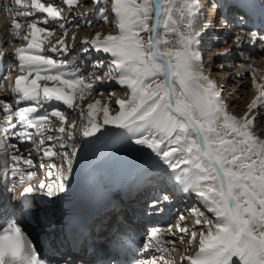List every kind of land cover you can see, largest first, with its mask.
I'll use <instances>...</instances> for the list:
<instances>
[{
    "label": "snow or ice",
    "instance_id": "snow-or-ice-1",
    "mask_svg": "<svg viewBox=\"0 0 264 264\" xmlns=\"http://www.w3.org/2000/svg\"><path fill=\"white\" fill-rule=\"evenodd\" d=\"M63 2L70 10L78 4V0ZM93 2L99 5L102 0ZM13 3L18 10L11 20V33L26 43L14 53L19 71L24 74L16 77L11 91L16 94L17 105L28 104L17 109L16 123H11L13 105L0 99V106L10 128L21 126V131L14 133L17 140L30 142L38 154L42 153V160L61 159L59 165L40 163L48 177L53 176L55 169L59 180H41L39 189L48 197L63 193L73 170L78 146L70 141L75 138L76 121L67 124L68 114L57 106L63 104L79 112L85 121L82 137H93L109 124L137 136L135 144L149 149L172 170L171 178L178 182L180 190L194 193L212 214L209 218L198 207L190 209L195 219L188 245L197 247L199 237L198 247L194 254L185 255L182 260L188 264H264V139L252 131L258 115V112L253 115V111L264 109V84L257 83L253 72L252 84L258 95L243 116L228 112L221 90L203 66L200 51L203 30L195 26L200 0H111L117 33L96 32L93 38L83 41V52L91 47L111 53L112 57L108 71L91 78L80 74L78 67L70 66L67 59L52 55L69 51L64 23L59 25L63 30L61 38L47 51L43 47L54 34L55 22L69 21L56 0H13ZM96 13L108 21L106 7H97ZM86 15L82 14L81 19ZM20 17H31L28 31L23 35ZM221 22L226 23L223 17ZM170 35L176 39H169ZM248 38L252 43L264 41V36L256 32L249 33ZM242 39L236 37L237 47ZM229 51L217 55H227ZM98 66L103 67L104 61H99ZM104 76L126 86L127 98L116 99L119 110L114 114L110 103L99 99L89 103L85 112L75 102L90 94L93 83ZM40 81H50L52 86ZM45 104L50 110L41 114ZM52 118L59 122L54 130L59 133L56 137L48 134L53 131L49 127ZM28 129H35V134ZM7 139L5 135L0 140V172L26 183L36 175L31 152L24 155L16 144L7 143ZM32 191L33 186L28 183L21 197ZM160 199L169 197L161 195ZM27 204L24 199L23 205ZM157 205L158 200H153L149 206ZM179 220L184 221L185 217L181 215ZM195 226H199V231ZM176 228L181 234L189 232L180 223ZM180 239L183 241L184 236ZM143 248L167 251L158 229L150 230ZM0 264L52 262L42 258L22 225L9 220L6 226H0ZM57 264H75V261L66 256ZM141 264H167V261L161 256L159 260L153 257Z\"/></svg>",
    "mask_w": 264,
    "mask_h": 264
},
{
    "label": "rangeland",
    "instance_id": "rangeland-1",
    "mask_svg": "<svg viewBox=\"0 0 264 264\" xmlns=\"http://www.w3.org/2000/svg\"><path fill=\"white\" fill-rule=\"evenodd\" d=\"M216 1L217 3H220V0L219 1L216 0ZM11 2L12 3H11V8H10V14H11L10 22L12 18L15 16L16 11L18 10L17 6L13 3V0H11ZM202 2L203 0H200V3ZM255 2H261L264 4V0H255ZM56 3L58 7L63 9V15L68 17L69 21L67 22L65 20L57 21L56 27H54V34H53V37L55 38L54 42H50L49 40H46L43 47H46L49 49L52 47L53 44L56 43L57 40L61 38V36L63 35V30H61L60 27L57 25L64 23L67 29V33H68L67 37H65V41L69 48L68 53H66V59L69 61V63L74 62L76 60L77 61L80 60L82 65L73 66V63H70V66L78 67L80 74H82L86 78H88V76L90 75L94 76L93 74H90L91 72H85L83 70L88 68L89 64H90L89 65L90 67L96 66L99 62L98 60L102 59L103 56L102 57L93 56V58L94 57L95 58L91 61L90 59H88V57L84 58V56L83 57L80 56L81 52L78 53L77 48H79L80 45L81 47H83V41L85 40V38H88V39L93 38L96 32H100L104 35H107L109 33H112V34L117 33L118 29L114 23L115 17H114V14L111 12V0H102V2L99 5L95 4L93 0H78V4L72 7L71 10L66 4H64L63 0H58L56 1ZM224 3H225V0H222L221 7L224 5ZM201 5L202 4H200V6ZM97 7H106L107 12H108L107 22L99 18V15L96 13ZM221 9L222 10L218 13V16H217L218 18H216L217 20H215V25L214 24L210 25L211 28L210 30H208V33L202 34L200 51L203 56V66H204L205 72L211 76V78L216 82L217 88L221 90L222 98L224 102L227 104L228 112L239 117V116H243L244 113L248 111L247 106L258 95L257 88L254 87L252 84L253 72H255L257 83L264 84V41L257 40L255 43L250 42L248 38V34L253 31L246 30L243 27L237 26L236 23H235L236 26L233 30L231 27H234L233 26L234 23L231 24L230 21L228 22L226 27L224 26L223 28H221L222 25H224V23L221 22V17H223V19L226 20L225 16L227 15L224 12V9L223 8ZM208 10H210V8ZM230 10L232 11L233 8H230ZM236 12H234L236 16L238 17L240 15L241 16L240 19H242L243 15H241L240 13H236ZM82 14H87L86 16H84L83 20L81 19ZM206 14H209V11L200 9L196 22H195L196 28H197L196 24H198V20L204 19V15ZM233 17L235 18V16H231L229 17V19L232 20ZM43 18L44 16H40V19H43ZM19 20L22 24V27L25 24H26V27H28V23L30 22L31 17H27V18L20 17ZM85 20H90L91 23H85L84 22ZM25 28H21L22 35L27 32L26 30H24ZM213 30H216V32H214ZM159 31H160V34L163 36L164 29L161 27ZM5 32H7V28L5 30L1 29L0 37L4 36V39L7 40ZM229 33L231 35H229ZM256 33L259 36H264V31L256 32ZM10 35H11V39H10L11 41L8 40L6 43V47L8 49L16 50L17 48L21 47L24 43H26V41L12 38L11 26H10ZM241 35H245L247 38L246 40L242 39V41L240 42V46L237 47L236 37L241 36ZM73 36H74V39H73ZM145 38H147L146 34H145ZM168 38L173 41L176 39V37L171 36V35ZM74 48L75 50L72 51ZM229 49L230 51L228 52L227 55H217V53H224L226 50H229ZM105 54L106 55L104 56L106 58L102 59V61L105 62L107 59L109 60L112 59L111 53H105ZM57 55H60V54H57ZM53 57L59 59L57 56L53 55ZM109 62L110 61H106L107 65ZM13 67L18 68V62L13 61ZM104 70L106 73L108 71V67L106 66ZM13 73L15 74L14 75L15 78L19 75L24 74L19 71V68L15 69ZM98 75L103 76L104 74L102 73ZM110 81L111 80H109L106 76H104L102 80H96L93 83V88L95 87L98 88L99 83L106 85V86L105 87L103 86L97 93L91 92L90 94H86L85 98L82 101L77 100L75 103L80 108L84 109V111L86 112L87 105L99 99L102 101V103H110L111 113L114 114L116 111L119 110L118 106L116 105V99H126L129 94V90L127 89L126 86H121L120 84H118L116 80L113 81L114 83H117L115 88L113 89L109 88L107 85L110 83ZM40 83L41 84L42 83L52 84V82L50 81H40ZM58 107H60L61 110H64L68 114L69 119L67 121V124H71L73 120L76 121L74 132H77L78 134L74 136L75 137L74 140L70 141V143L76 144L78 146L77 150L79 149L80 151H83L82 148L85 149V147H82V146H84V144H87L88 142H89L88 146L90 147V144L93 143L94 140H91L90 139L91 137H82L81 129L85 121L81 120L79 116V112H73L72 110H70L71 111L70 112L67 108H65L66 106L65 107L58 106ZM257 112H258V115L255 121V126L253 127L252 131L254 132L255 135L259 136L261 139H264V109L254 110L253 115H255ZM105 126L108 127L109 125L108 126L105 125ZM51 127L53 129H57L59 127V122L56 121L54 118H53V123L51 124ZM110 129H112L111 131L112 137H111V134H106V136L109 138L111 137V139H113V141H111L112 146L110 147V150H108L107 148L100 149L101 150L100 154H103L105 151H109L108 155L106 156L107 158H105L103 161L110 162V161L117 160L118 157L133 156L136 151H139L142 148V146L135 144V139L137 138V136L132 135V134H130L132 136L130 135L128 136L129 134L128 131H127L128 133L126 131L125 133L124 132L119 133L118 131L120 128L117 129V127H113ZM117 132L118 134L115 135ZM49 135L56 137L59 135V133L51 132ZM119 136H122V137L126 136V138H123L124 139L123 140V139H120ZM117 138H119L120 141L116 140ZM55 142L59 143L58 141H55ZM109 143H110V140H109ZM145 149L146 148L144 147V151ZM64 150L71 151L70 148H66ZM117 155H120V156H117ZM152 157L155 158L153 162H156L157 165H160L162 163V161H160L155 156H152ZM85 159L86 158H83L82 160H85ZM51 163L57 164L58 161L55 160V161H52ZM163 178H164V174L161 176L160 180H162ZM159 192H160L159 189H156L155 199L163 202V200L160 199L161 194ZM180 198H183V196H180ZM185 199L187 200V198ZM193 199L198 200V198H196V195L194 196ZM183 203L189 204L188 201L183 202ZM137 205L142 206L140 205V203H137L136 206ZM166 207H168L167 210H169L170 207L169 206H166ZM148 210H149V207H148ZM170 210L176 213V220H172L173 222H171L174 225L173 226L174 228L164 231V234L165 233L167 234L164 238H160V241L164 243L165 248L169 252L168 254L170 255L169 260L170 261L172 260L173 263L177 264L179 263L178 258L183 249L186 252H190L191 254L195 253L198 247L199 237H197V247H189L188 239L190 237V231L194 227V219H195L194 217H192L193 214L192 216L190 214L192 212H190V210L185 209L184 213H182L183 212V209H182V211L181 210L179 211L181 212V214H179V212H177L175 208L173 210L171 207ZM181 215L185 217L184 221L179 220V216ZM207 216L209 218H212V214L207 215ZM178 223H180L181 226L187 227L189 229V232L181 234L176 228V225ZM195 227H196V230L199 231L197 226ZM144 233L142 234V237ZM181 235L184 236L183 241H181L180 239ZM172 241H174L175 243L174 244L171 243Z\"/></svg>",
    "mask_w": 264,
    "mask_h": 264
},
{
    "label": "bare ground",
    "instance_id": "bare-ground-1",
    "mask_svg": "<svg viewBox=\"0 0 264 264\" xmlns=\"http://www.w3.org/2000/svg\"><path fill=\"white\" fill-rule=\"evenodd\" d=\"M56 1H58V0H56ZM219 1V0H218ZM236 2H237V4L242 8H244V9H246V11L247 10H249V11H251L252 10V8H254L255 10H256V13H258L259 15H260V17L264 20V13H263V11L261 10V9H259V8H257V6L255 5V4H253V1H251V0H236ZM214 3V4H213ZM233 2H231V0H225V3H224V5L221 7V8H223L224 9V12L227 14L225 17H226V23H224V25H222V27L221 28H223L224 26L226 27L227 26V23L230 21L231 22V24H233V26L234 27H231L233 30H234V28H235V23L237 24V26H239L240 25V27H243L244 29H246V30H252L253 32L254 31H256V30H264V26H256V27H253V26H251V27H245L244 25H243V23H241L242 21H245V18H247L246 16H245V14L242 12V10L239 8V7H237V6H235L234 4H232ZM200 4H202L201 6H200V9L202 10V9H204V10H206V11H209V14H206V15H204V19H202V20H198V24H196L197 25V29H202L203 30V33H208V30H210V28H211V26L210 25H212V24H214L215 25V20H217L216 18H218L217 16H218V13L222 10L221 8L220 9H218V7L216 6V4L218 5V3H217V1L216 0H206V1H204L203 0V2L202 3H200ZM211 6V7H210ZM217 7V9L215 10V8ZM260 8H262V9H264V5H261V6H259ZM210 8V10H208ZM230 8H233V10L231 11L230 10ZM237 11V12H236ZM234 12H236V13H240L241 15H243L242 16V19H240L241 18V16L239 15L238 17L236 16V14L233 13ZM7 13V12H6ZM220 15V14H219ZM231 16H235V18L233 17V19L231 20V19H229V17H231ZM22 18V17H21ZM2 19H5V13H3V15H2ZM214 19V20H213ZM234 20V21H233ZM236 20V21H235ZM24 21V20H23ZM238 21V22H237ZM1 26H2V28H5L6 27V23L5 24H2L1 23V20H0V29H2L1 28ZM8 26V25H7ZM58 26V25H57ZM217 26H218V24H217ZM230 26V25H229ZM26 27V24L22 27V28H25ZM54 27H56V22H55V25H54ZM5 30V29H4ZM24 30H26V31H28V27H26ZM231 30V29H230ZM214 32H216V30H213ZM232 31V30H231ZM257 32V31H256ZM6 33V32H5ZM12 34V33H11ZM9 35H10V32H9ZM229 35H231L230 33H229ZM11 36V35H10ZM240 37H242L244 40H246V36L245 35H241ZM12 38H14V39H19V38H15V37H13L12 36ZM54 37H53V35L52 36H50L47 40H49L50 42H54ZM20 40V39H19ZM8 41V40H7ZM11 41V40H10ZM7 43V42H6ZM54 45V44H53ZM81 46V45H80ZM84 46V45H83ZM44 49L47 51L48 50V48H46V47H44ZM95 49V48H94ZM75 50V48L72 50V51H74ZM71 52V51H70ZM96 52V53H95ZM95 52H90V51H87V52H82L81 51V53H80V56H84V58L85 57H88V59H90L91 61L95 58H93V56H103L102 57V59H105L106 57L104 56V54L103 53H101V52H103L102 50H96L95 49ZM13 53H15V51H13ZM82 53H84L85 55H83ZM52 55H54V56H57L59 59H66V54H64V55H57L56 53H53ZM75 59V58H74ZM77 59V58H76ZM102 59H99L98 61H101ZM16 60V59H15ZM106 61H110L109 59H107ZM106 61L104 62V66L103 67H99L98 66V64L96 65V66H94V67H90L89 65H88V68H86L85 70H83V71H85V72H91L90 74H93L94 76H96V75H98V74H104L105 73V67L107 66V63H106ZM16 62H18L17 60H16ZM70 63H73V66H75V65H82V63L80 62V60L79 61H74V62H70ZM69 63V64H70ZM18 69V68H17ZM93 69V70H92ZM15 71V69H13L12 71H10V73L8 74V77H6L4 80H3V84L4 83H6V82H12V80L13 79H16L15 77H14V72ZM80 73V72H79ZM259 73V72H258ZM92 76L90 75V76H88V78H91ZM113 81H115V80H111L110 81V83L107 85L109 88H115V86H116V84L117 83H114ZM113 83V84H112ZM49 86H52V84H48ZM105 87L106 85H103V84H101V83H99V87L98 88H93V90H92V92H98L102 87ZM7 91H5L4 89H3V87H2V90H0V97H1V99H5V100H9L10 101V99H9V96L11 95L9 92L10 91H8V89H6ZM16 95V94H15ZM11 96H13V95H11ZM12 100V99H11ZM26 104H28V102H23V103H21V104H19V106L18 107H22V106H24V105H26ZM57 106H62V107H65V105H63V104H59V105H57ZM65 108H67V107H65ZM50 110V106L49 105H47V104H45L44 105V108H42V109H40V112H41V114L43 113V111L44 110ZM69 111L71 110V109H68ZM71 112V111H70ZM55 119V118H54ZM113 128L114 126H108V129H110V128ZM118 129V128H117ZM115 130V129H114ZM112 131V130H111ZM125 131L127 132V130L126 129H119V133H122V132H124L125 133ZM53 132V131H52ZM54 132H56V131H54ZM118 132L115 134V135H117L118 134ZM128 133V132H127ZM50 134V133H49ZM78 133L77 132H74V136H76ZM106 134L107 133H102V135H100L101 137L99 138L98 137V134H97V136H93L92 138H90L91 140H94L93 142L95 143V144H99L100 142H102L100 145H98L99 146V148L100 149H102V148H107L108 150H110V147L112 146V143H111V139H109V137H107L106 136ZM110 134V133H109ZM131 133H129L128 134V136L130 135ZM106 136V137H105ZM130 136H132V135H130ZM120 137V139H123V138H126V136H119ZM89 139V140H90ZM108 140V141H107ZM109 140H110V143H109ZM116 140H119V138H117ZM124 140V139H123ZM120 141V140H119ZM89 143V142H88ZM88 143L87 144H84V146H82V147H89L88 146ZM110 145V146H109ZM91 147V146H90ZM109 147V148H108ZM22 149V148H21ZM79 150V149H78ZM77 150V153L79 154V151ZM82 150L84 151L83 153H86V155H84L83 157L82 156H80V155H78V156H76V158H75V161H79L77 164H75V166L77 167V168H79V167H81L83 164H84V160H82L83 158H86V159H88L89 157V154H91L93 151H96V149H94L93 151L92 150H90V149H83L82 148ZM23 151H26L25 150V148H23ZM28 151V153L29 152H31V158L33 159V160H37V159H41L42 158V156H39L40 154H38L37 152H36V148H31V149H28L27 150ZM109 152V151H108ZM25 153V152H24ZM105 153V152H104ZM103 153V154H104ZM97 154L99 155V153L97 152ZM27 155V154H26ZM97 155V156H98ZM120 155H122V154H120ZM120 155H117V156H120ZM134 155H139V156H142L144 159H145V163H144V161H141V160H139V161H134L133 160V158L135 157ZM133 156H124V157H118L117 158V160H114V161H121V160H124V164L125 165H127V164H130V166H133L134 164H136L138 167H131V168H133V171H134V173H133V175L131 176V177H129V180H128V182L127 183H129L127 186H126V188H128L127 189V192H126V194H127V198L129 199V200H125V202H124V200H123V202H124V205L125 206H127L126 207V209L127 210H130L131 209V207H133V209L135 210V211H141V213H140V217H139V219H140V224L139 225H137L136 226V228H137V231L139 230L140 231V233H141V235L145 232L146 233V235H148V233H150V231H146L145 230V227L147 226V227H149V228H151V229H153V228H156V229H163V231H159V239L160 238H164L165 236H166V234L167 233H165L164 234V231H166V230H169V229H171V228H174L173 226V224L171 223V222H173L172 220H176V214H175V212L173 213V215L171 216H168L165 220H155L154 219V217H155V214H157V213H164V212H167L168 210H167V208L168 207H166V206H169L170 208L172 207V209H174L175 208V210H177L178 212L181 210L182 211V209H183V212L182 213H184V211H185V209H187V210H190L193 206H195V207H198V208H200V210L201 211H203V212H205V215L207 216V215H211V213H208L207 212V210H206V208H205V206L199 201V200H194L193 198H192V196H191V194L192 193H186L185 195H182V196H184L185 198H187V200L186 201H188V203L189 204H185V203H183L184 202V200H181L180 199V196H181V194L180 193H178V195H177V193H173L172 191H168V190H160V194L161 195H167L168 197H169V199L168 200H163V202L162 201H158V205L155 207V208H152V207H150L149 205L151 204V202L153 201V200H156L155 199V197H156V192L154 193V189H155V186L158 184V182L160 181V178H161V176L164 174V172L162 171V170H159L158 172H155V173H152V172H149V173H144V171H142V170H139L140 168H142V166H148V165H154L155 163H153V161H154V158H152L151 160H149V159H147L148 157H151V155H152V153L150 152V150L149 149H145V151H144V147H142L139 151H136L135 152V154H134ZM142 158V159H143ZM85 159V160H86ZM105 159V157L104 158H101V159H98V158H94L93 160H92V162L94 163V165H105V164H110L111 162H113V161H110V162H105V161H103ZM109 161V160H108ZM82 162V163H81ZM158 162V161H157ZM158 164H160V163H158ZM156 165H157V163H156ZM158 167H160V166H162L161 168H165V169H168V167L165 165V164H163V162L160 164V165H157ZM165 166V167H164ZM105 166H103V167H99V168H104ZM39 169L37 170V172H36V175H35V177H34V179H35V181H37V183L36 184H34V185H32L33 186V189L34 190H38V191H41L40 189H39V187H38V185H39V183H40V181L41 180H48L49 179V177L48 176H44V175H40L39 174V172H40V170H41V168L40 167H38ZM146 169H148V168H146ZM33 171H34V169H32ZM79 173V170L78 169H76V170H72V173H71V175L69 176V177H71V176H74L75 174H78ZM152 173V174H151ZM162 173V174H161ZM172 175H173V172H172ZM119 177H120V174H118V175H116V179H119ZM167 180V179H166ZM171 181H175L174 179H172L171 178ZM176 182V181H175ZM152 185V186H151ZM176 189H179L180 190V186L178 185V182H176ZM159 194V193H158ZM191 196V197H190ZM146 197H147V199H146ZM197 198V197H196ZM117 199V198H116ZM118 200H120V199H117V202H118ZM162 200V199H161ZM36 203H39V202H36ZM137 203H140V205H142V206H139V205H137L136 206V204ZM116 204H118V203H116ZM114 205V208H112V210L111 211H107L106 213H105V215H104V217L103 218H108L109 219V221H111V224L112 223H114L115 225L118 223V218L116 217V214H115V211L117 210L118 212H122V213H125V210H123V211H121V207H117V205ZM163 204V205H162ZM164 204H166V205H164ZM162 206V207H161ZM130 207V208H129ZM148 207H149V210H148ZM170 208H169V210H170ZM35 209H37V208H35ZM16 208H14L13 209V211L16 213ZM115 210V211H114ZM172 211V210H171ZM191 212V211H190ZM9 213V205H7L6 203H5V200H0V220H2L5 216H6V214H8ZM36 213H38V214H40L39 216H41V215H43V212L42 211H40V212H26L25 213V215H35ZM175 214V215H174ZM179 214H181V212H179ZM191 214V216H192V214L193 213H190ZM175 216V217H174ZM180 217V216H179ZM192 217H194L195 218V216H194V214H193V216ZM103 218H100V219H103ZM104 220V219H103ZM96 222H97V220H96ZM99 222H100V220H98V224H99ZM107 222V221H106ZM120 222V221H119ZM36 225L39 227V228H43V231H45V230H47L48 228H47V226L45 225V223H41V222H37L36 223ZM134 225H136V223L135 224H132L131 226H134ZM197 228L199 229V226H197ZM47 234H48V231L47 232H45L44 233V236H47ZM187 236H188V234H187ZM50 237V236H49ZM55 239V238H54ZM140 239H141V237H140ZM131 240V239H130ZM42 242H43V240H41ZM133 243H136V244H138V241H135V240H131ZM54 242V241H53ZM44 243H46V245L47 244H51V242H49L48 240H46V241H44ZM61 243V242H60ZM162 243V242H161ZM162 244H164V243H162ZM52 245V244H51ZM48 246V245H47ZM53 247H59V245L56 243V244H53ZM61 249H63L64 251H67V252H70V250L69 249H67L65 246H63ZM151 251H146L147 253H148V255H149V257L151 258V256H152V258L153 257H155L156 259H158L159 260V258L161 257V256H163L164 257V259L167 261V263L169 262V264L170 263H172V264H176V263H173V261L171 260H169V258H170V255H168L169 254V252L168 251H164V252H162V251H160V250H158V249H156V248H153V249H150ZM188 251V250H187ZM185 253H187V254H190V255H192L190 252H185ZM75 255H78L79 256V254L78 253H76ZM148 257V258H149ZM151 260V259H150ZM179 261H180V259H179ZM184 262H186V261H182L181 262V264H187V263H184ZM177 264H179V263H177Z\"/></svg>",
    "mask_w": 264,
    "mask_h": 264
}]
</instances>
